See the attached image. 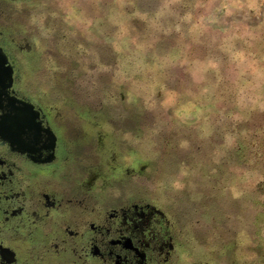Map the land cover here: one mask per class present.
<instances>
[{"label": "flooded vegetation", "instance_id": "obj_1", "mask_svg": "<svg viewBox=\"0 0 264 264\" xmlns=\"http://www.w3.org/2000/svg\"><path fill=\"white\" fill-rule=\"evenodd\" d=\"M52 5L0 0V264H211L168 189L176 148L152 151L100 52L45 39Z\"/></svg>", "mask_w": 264, "mask_h": 264}, {"label": "rangeland", "instance_id": "obj_2", "mask_svg": "<svg viewBox=\"0 0 264 264\" xmlns=\"http://www.w3.org/2000/svg\"><path fill=\"white\" fill-rule=\"evenodd\" d=\"M50 1L45 39L100 52L147 110L152 151L176 148L168 189L203 260L264 264V0Z\"/></svg>", "mask_w": 264, "mask_h": 264}, {"label": "water", "instance_id": "obj_3", "mask_svg": "<svg viewBox=\"0 0 264 264\" xmlns=\"http://www.w3.org/2000/svg\"><path fill=\"white\" fill-rule=\"evenodd\" d=\"M2 60L5 61V58H3Z\"/></svg>", "mask_w": 264, "mask_h": 264}]
</instances>
